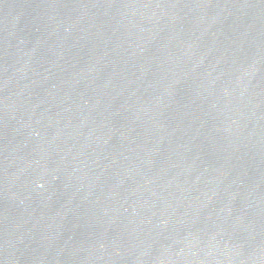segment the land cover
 <instances>
[{
	"label": "water",
	"instance_id": "water-1",
	"mask_svg": "<svg viewBox=\"0 0 264 264\" xmlns=\"http://www.w3.org/2000/svg\"><path fill=\"white\" fill-rule=\"evenodd\" d=\"M97 264H264V0H82Z\"/></svg>",
	"mask_w": 264,
	"mask_h": 264
}]
</instances>
